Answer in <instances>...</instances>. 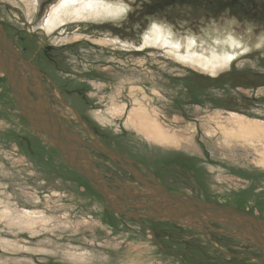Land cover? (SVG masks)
I'll use <instances>...</instances> for the list:
<instances>
[{
	"label": "rangeland",
	"instance_id": "374dc122",
	"mask_svg": "<svg viewBox=\"0 0 264 264\" xmlns=\"http://www.w3.org/2000/svg\"><path fill=\"white\" fill-rule=\"evenodd\" d=\"M37 1L27 25L20 0H0V22L28 49L27 58L38 53L35 66L55 84L50 100L71 131L161 171L164 184L178 193L264 219L259 153L251 139H226L220 129L230 112L264 121V0H108L126 7L119 20L70 24L52 35L38 29L62 0ZM155 25L178 40L233 33L258 48L212 77L174 62L166 49L140 52L143 36ZM79 34L84 37L76 39ZM96 38L114 40L115 46H99ZM46 47L54 49L52 62L43 56ZM61 89L71 93L62 95ZM227 96L251 105L242 110L233 104L230 110ZM123 102L129 109L142 105L178 144L153 143L128 127L127 113H116ZM92 156L102 176L133 183L111 160ZM149 221L142 220L168 251L135 220L111 211L58 151L30 130L0 73V264H260L227 259L196 229ZM225 234L229 237H210L226 252L257 255L245 239Z\"/></svg>",
	"mask_w": 264,
	"mask_h": 264
},
{
	"label": "water",
	"instance_id": "95a60500",
	"mask_svg": "<svg viewBox=\"0 0 264 264\" xmlns=\"http://www.w3.org/2000/svg\"><path fill=\"white\" fill-rule=\"evenodd\" d=\"M0 73L5 77L18 112L28 123L30 130L42 136L47 144L58 150L65 164L89 183L111 211L116 215L134 219L150 232L159 249L168 251L160 246L154 231L146 226L142 219L196 229L203 233L208 243L222 256L229 259L258 260L264 264V251L261 258L226 252L214 244L208 234V229H214L213 225L231 226L233 236L243 238L247 243L264 250V219L231 206L204 202L186 194L170 192L153 176L151 179L144 177L129 157L91 137L86 140L80 134L71 131L63 123L61 115L51 102L41 81L42 74L14 47L1 25ZM27 76L32 79L33 86L30 85ZM53 86L56 88L54 84ZM68 108L74 112L78 123L90 136L91 132L78 112L71 106ZM93 153L110 159L143 187L121 180L109 182L96 168Z\"/></svg>",
	"mask_w": 264,
	"mask_h": 264
},
{
	"label": "bare ground",
	"instance_id": "6f19581e",
	"mask_svg": "<svg viewBox=\"0 0 264 264\" xmlns=\"http://www.w3.org/2000/svg\"><path fill=\"white\" fill-rule=\"evenodd\" d=\"M20 1L25 7V15L27 17L25 22L27 25H31L37 11L38 1ZM14 9L20 10L17 7ZM125 12L126 7L123 4L120 5L119 3L117 4L116 2H110L108 0H62L49 11L43 27L38 30L43 32L44 35H52L70 24L91 22L92 24L96 23L100 25L106 23L108 20L116 21ZM34 31H36L35 28H33L32 32ZM218 34L217 37L211 38V40L208 39V41L197 39L195 36H188L185 40H178L173 37L170 31L165 30L162 25H155L143 36L144 43L139 51L144 52L148 48H154L156 50L166 49L165 54L171 56L174 62L177 61L178 64L180 63L185 67L201 70L212 77H218L221 73L230 70L231 63L234 59L245 55V53L253 49L252 47L254 49L258 48V45L255 43V45L253 44L254 46H248L240 40L238 35L233 33L220 32ZM75 37L79 39L84 37V35L79 34ZM93 42L103 47L115 46L114 40L109 41L96 38ZM263 43L264 40L260 41L261 45ZM30 85L33 86V82ZM125 112L127 113L125 124L128 127L135 128L147 140L160 145L172 146L176 143L178 144L179 140L176 135L170 134L169 131L165 130L155 117L149 115L148 111L142 105L129 109L127 103L123 102L122 106L116 109V113L125 114ZM226 119L225 125L220 126L222 134L226 139H251V143H248L253 146V149L260 156L258 165L264 167V121L249 118L234 112L228 113V118ZM258 146L261 147L259 148ZM116 167L118 166L116 165Z\"/></svg>",
	"mask_w": 264,
	"mask_h": 264
},
{
	"label": "flooded vegetation",
	"instance_id": "af4514ba",
	"mask_svg": "<svg viewBox=\"0 0 264 264\" xmlns=\"http://www.w3.org/2000/svg\"><path fill=\"white\" fill-rule=\"evenodd\" d=\"M0 25L2 26V28H3V30H4V32L6 33V35H7V37H8V39H9V41L15 46V48L17 49V50H19L21 53H22V55H23V57L27 60L28 59V61L30 60V62L35 66L36 65V63H35V59H38L37 58V56H38V53L37 52H35V53H32V56H34L33 58L34 59H29V57L27 58V56H28V54H29V52H28V49L27 48H22V47H20L19 45H18V42L15 40V38L12 36V34H11V30L9 29V28H7L3 23H1L0 22ZM35 32V31H34ZM54 53V49H53V47L51 48H48V47H46L45 48V50L43 51V56L45 57V58H47V60H49V61H54V57H55V55L53 54ZM32 56H30V57H32ZM36 67V69L42 74V77H41V81L43 82V84H44V86H45V88H46V91L48 92V94H49V96H50V93L52 92V90H51V88L50 87H52V88H54L53 87V82H52V80H50V78L47 76V75H45L44 73H42L38 68H37V66H35ZM28 77V81L30 82V83H32V80L29 78V76H27ZM55 85V84H54ZM61 91H64L65 93L64 94H62V92H61V94L62 95H65V94H67V93H71V91H69V90H65V89H61ZM79 93V92H78ZM33 96H34V94H32ZM80 95H82V93H80ZM35 97V96H34ZM50 99H52L51 98V96H50ZM227 101L228 102H230V105H231V107L232 108H229L230 110H235V109H233V104L234 105H236L237 107H239L240 109H246V108H249L250 107V105H251V102L249 101V100H243V101H241V102H239V101H237V99H235V98H233V97H231V96H227ZM253 101V100H252ZM254 102V101H253ZM53 103V102H52ZM54 105V104H53ZM134 161V160H133ZM135 162V167L136 168H138V169H140L141 170V173H142V175L144 176V177H146V178H148V179H151L152 178V176L155 178V180L157 181V182H159L160 184H162L165 188H167L170 192H173V193H178V191H175V190H172L170 187H168L166 184H164V182H163V180H162V175L160 174L161 173V171H159V170H157V171H154V170H151L147 165H145V164H143V163H140L139 164V162H137V161H134ZM107 179H108V181L109 182H111V183H113L116 179H115V177H113V176H105ZM131 179H133L132 177H131ZM151 183V182H150ZM130 184H138L134 179H133V183H130ZM138 186L140 187V188H142L143 186L141 185V184H138ZM113 190H116V191H118V189H116V188H112ZM179 194H181V193H179ZM189 196V195H188ZM191 197V196H190ZM192 198H194V199H197V198H195V197H192ZM197 200H199V199H197ZM202 201V200H201ZM204 202H206V201H204ZM210 203V202H209ZM142 220H145V221H147V219H142ZM149 222H153V221H149ZM213 227H214V229H208V234H209V236H212L213 234H215V235H220V236H226V237H229V234H225V232L227 231V232H231L232 233V231H233V228L231 227V226H228V227H224V226H222V225H213ZM231 237V236H230ZM232 238H234V237H231V239ZM235 239V238H234ZM251 246H253V247H255L257 250H258V252H257V255H253L254 257H256V258H261L262 256H263V249H261L260 247H258L257 245H253V244H251V243H249ZM227 259H229V258H227ZM230 260H232V259H230ZM242 260H249V261H252V260H250V259H242ZM253 261H258V260H253ZM258 262H260V261H258ZM260 264H261V262H260Z\"/></svg>",
	"mask_w": 264,
	"mask_h": 264
}]
</instances>
